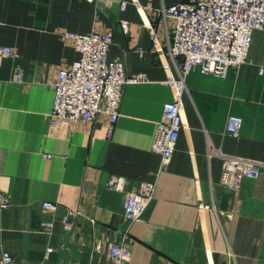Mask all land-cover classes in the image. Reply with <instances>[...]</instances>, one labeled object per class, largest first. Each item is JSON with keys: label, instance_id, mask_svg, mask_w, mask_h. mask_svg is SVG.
I'll list each match as a JSON object with an SVG mask.
<instances>
[{"label": "crops", "instance_id": "obj_1", "mask_svg": "<svg viewBox=\"0 0 264 264\" xmlns=\"http://www.w3.org/2000/svg\"><path fill=\"white\" fill-rule=\"evenodd\" d=\"M118 1L0 0V46L19 54L0 59V191L10 199L0 210V254L42 264H108V246L127 225L123 192L105 185L120 174L128 189L155 183L129 228L130 264H264V169L231 189L220 183V158L207 157L208 147H217L264 162V27L253 32L247 61L224 78L199 70L186 76L182 126L171 161L159 170L151 150L155 122L163 102L175 98L178 72L163 43L173 22L154 10L183 0H127L124 10ZM108 30V58L123 59L128 72H143L147 81L125 86L110 137L104 114L51 125V82L80 56L61 32ZM228 113L243 118L237 134L225 132ZM46 200L57 208L43 207ZM73 210L74 227L65 221Z\"/></svg>", "mask_w": 264, "mask_h": 264}, {"label": "built area", "instance_id": "obj_2", "mask_svg": "<svg viewBox=\"0 0 264 264\" xmlns=\"http://www.w3.org/2000/svg\"><path fill=\"white\" fill-rule=\"evenodd\" d=\"M124 10L127 0H119ZM156 15L166 24L163 43L167 54L176 66L178 78L173 79L175 98L162 104V115L155 122L151 150L159 154V170L165 169L171 161L179 131L182 126L180 93L185 86L186 76L199 70L218 77H225L231 69H237L248 59L252 34L264 27V0H183L156 8ZM126 31L128 24L120 22ZM155 27H152L153 34ZM63 39H72L79 51V58L59 69L51 82L54 97L48 120L51 125L57 121H94L98 115L107 118L106 135L112 136L121 115V103L127 84L147 81L145 73H131L126 70L123 59L108 58V47L112 42L113 31L75 33L61 32ZM141 54L144 52L140 50ZM15 47L0 46V59L18 56ZM263 69H260L262 72ZM17 81L23 73L20 69ZM243 118L228 113L225 132L237 134ZM46 154H44L45 156ZM216 156L221 160L220 183L231 189H238L245 178H256L264 169V162L226 154L221 149L208 147L207 157ZM108 188L123 192L122 215L125 229L117 241L107 249L108 264H130L131 253L126 244L129 228L139 220L142 212L154 196V181H140L130 189L127 180L120 174H111L105 184ZM9 197L0 191V210L8 208ZM43 207L55 210L56 204L43 201ZM78 210L65 216L70 226L77 223ZM48 226L51 223L47 224ZM99 248V244L96 245ZM0 264H42L39 261L14 260L11 253L3 250Z\"/></svg>", "mask_w": 264, "mask_h": 264}]
</instances>
